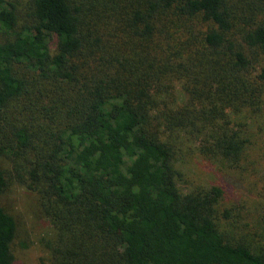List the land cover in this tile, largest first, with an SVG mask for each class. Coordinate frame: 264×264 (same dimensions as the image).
<instances>
[{
    "label": "trees",
    "instance_id": "16d2710c",
    "mask_svg": "<svg viewBox=\"0 0 264 264\" xmlns=\"http://www.w3.org/2000/svg\"><path fill=\"white\" fill-rule=\"evenodd\" d=\"M262 119L264 0H0V264L9 179L41 264H264V201L181 185L187 153L255 170Z\"/></svg>",
    "mask_w": 264,
    "mask_h": 264
},
{
    "label": "rangeland",
    "instance_id": "374dc122",
    "mask_svg": "<svg viewBox=\"0 0 264 264\" xmlns=\"http://www.w3.org/2000/svg\"><path fill=\"white\" fill-rule=\"evenodd\" d=\"M254 6V3H251ZM259 129L256 125H251V147L250 156L255 160V170L249 173L238 171L226 172L221 164L210 161L197 154L187 153L182 160L183 180L181 185L200 186L219 183L236 195L237 200L242 202L243 215L248 214L250 222L255 215L254 204L259 203V199L264 201V120H259ZM1 166L9 168V164L2 162ZM243 180V188L237 185L236 179ZM9 190L4 204L14 214L18 223V236L15 246L18 248L20 242H24L27 247L18 251L21 257L19 264H41L40 257L46 255L39 237L47 232L48 225L38 214L37 198L35 193L27 189L23 184L9 179ZM260 205V204H259ZM238 229V228H237Z\"/></svg>",
    "mask_w": 264,
    "mask_h": 264
}]
</instances>
